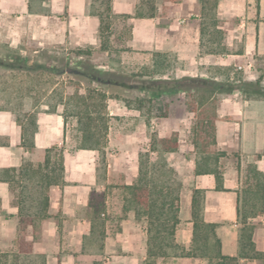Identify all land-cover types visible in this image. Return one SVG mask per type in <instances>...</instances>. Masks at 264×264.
Listing matches in <instances>:
<instances>
[{
	"label": "crops",
	"instance_id": "obj_1",
	"mask_svg": "<svg viewBox=\"0 0 264 264\" xmlns=\"http://www.w3.org/2000/svg\"><path fill=\"white\" fill-rule=\"evenodd\" d=\"M92 9V0H0V52L15 50L28 63L45 53H55L66 60L89 62L105 74L151 81L205 76L223 79L238 65L248 76L264 75V0H218L217 30L211 37L219 44L215 53L205 52L200 44L201 0H111L110 31L105 39L100 34V18ZM156 53L167 54L171 65L165 74L151 76ZM65 72L53 74L63 76ZM99 89L108 94L105 88L99 86ZM27 90L31 93V89ZM12 91L14 95L9 93L7 99L0 96V251L17 253L25 263L28 260L23 256L31 255L36 264H41L39 254L45 256L44 264H81L93 258L101 259L102 264H144L148 231L144 218L137 219L128 204L127 187L138 176L143 146L136 140L147 138L148 126L141 120L146 105L130 108L115 99L111 106L108 102L112 97H108L106 109L111 118L107 121L106 142L101 150L85 149L78 145L66 146L71 137L69 118L74 119L71 125L75 126L78 141L81 132L77 117L63 112L65 98L57 105L56 112L40 110L30 117L22 112L30 109L33 112L39 106L47 108V96L31 102L32 95L19 94L17 89ZM140 92L141 96L137 97H150V90L140 89ZM184 93L173 89L157 96L165 98L166 113L150 116L149 122V129L155 127L159 139L177 137V150L165 155L180 153L190 173L183 178L179 176V223L174 241L180 245L179 250L189 249L193 236L194 190L203 189L204 218L216 223L222 253L235 256L239 251L237 197L244 185L246 166L255 163L264 171V96L236 90L220 100L214 94L209 99L190 103L191 96ZM23 98L26 100H19ZM113 116L123 120L118 127L110 125L111 119L116 118ZM209 121L214 125L212 142L204 152H225L217 162L219 182L214 173L195 172L197 148L193 142L203 139L196 127ZM128 125H134L133 132L128 130ZM122 139L125 144H120L115 151V141ZM103 152L107 161L106 178L98 182L97 157ZM48 159L49 167H54L55 172L57 163H62V179L59 183L44 185L42 206L33 208L29 215L24 211L23 215L32 222L23 223L20 220L21 169L47 171L44 166ZM177 168L174 170L179 175L181 170ZM112 173H118L122 179L113 184ZM110 188L113 192L124 190V194L118 197L107 192L100 202L104 207L100 214L104 219L103 251L99 255L84 254L81 252L84 241L88 249L96 248L86 238L92 232L96 234L92 220L93 205L97 201L92 194ZM39 198H36L38 203ZM113 220L118 221L115 228ZM252 224L255 247L264 251V210L252 219ZM12 258L9 256L7 264H13ZM158 261L207 264L205 259L189 256L159 257ZM240 262L262 264L263 260L241 259Z\"/></svg>",
	"mask_w": 264,
	"mask_h": 264
},
{
	"label": "trees",
	"instance_id": "obj_2",
	"mask_svg": "<svg viewBox=\"0 0 264 264\" xmlns=\"http://www.w3.org/2000/svg\"><path fill=\"white\" fill-rule=\"evenodd\" d=\"M218 0H201L202 4V21H201V46L207 53H215L219 50V44H215L213 38L215 35L217 21L215 19V8ZM93 12L100 18V34L105 39L110 31L111 19V0H92ZM219 32V31H217ZM209 36V38H208ZM206 38V41H205ZM105 43V42H104ZM24 63L16 62L15 59ZM55 61V59H53ZM0 65L4 67H18L22 69H33L43 66L42 64L30 65L28 60L22 55L16 57L1 58ZM171 65L168 56L165 53H156L154 56V66L150 72L151 76L157 74H165V71ZM49 71L59 74L62 69L57 65L46 66ZM69 75L79 77L82 80L95 84L94 89L84 94L78 90L53 88L50 93L49 89L43 92L40 97L47 96L48 107L41 109L48 113L57 111V105L63 103L64 98L67 103L63 109L65 115H73L77 117L78 129L81 132V138L78 147L85 149L101 150L104 137L108 129V111L106 99L110 97L99 89V86L117 85L122 87H134L127 85L121 80H117L116 76H124L117 74H105L96 69L91 63L83 62L81 66L74 67ZM234 75L230 70L226 79L229 81ZM208 81L196 78H186L182 80H160L151 81L149 84L139 86V89H148L151 94L149 98H128L118 97L115 99L122 100L131 108H142L153 97L162 95L164 91H158L160 87L171 85L177 90H182L184 86L195 88L199 84H206ZM220 87V85L218 86ZM233 90H242L245 92L264 94L259 88L242 84L232 88ZM231 89V90H232ZM23 111V115L32 117L36 111L33 109ZM214 125L209 121L202 125L199 124L196 129L203 136L202 141H194L193 146L197 148L196 169L197 174L214 173L218 182L221 180V174L217 169L218 158L225 152L219 151L216 154L206 153L207 147L212 142V132ZM25 140V137H24ZM161 148H151L149 151H141L139 153L138 176L135 182L129 185L128 204L134 209L137 219H142L147 223V252L144 264H175L169 262H159V257L168 256H189L194 258L205 259L207 264H241V259H257L264 260V251L256 249L253 241L254 225L252 219L261 214L264 210V171L258 169L255 163H249L246 166V178L244 185L238 190L237 197V222L239 225V251L235 256L223 254L221 251V239L216 231V223L206 221L204 218V190L195 189L192 202V222L193 236L189 249L185 251L180 249V245L175 240V230L179 223L178 218V200L181 189V180L178 173L169 165L165 157V153L177 150V137H165L160 139ZM30 144L33 145L32 139ZM159 150L156 158L151 155V151ZM47 171L38 168L23 167L20 172V211L21 222L30 223L32 219L26 215L33 208L42 206V195L44 185L48 186L52 183H59L62 179V163H57L55 168L49 167V159L46 160L44 166ZM219 187V185H218ZM40 197V203L37 199ZM104 207L100 201L93 205L94 231L96 234H90L88 243L95 244L96 248L88 249L87 243H83L81 252L87 254L99 255L103 251V231L104 219L100 216ZM93 231V230H92ZM170 248L176 249L171 252ZM179 248V249H178ZM9 256H12L13 264H36L31 255L25 254L23 259L28 260L26 263L21 261L22 257L17 253H8L0 251V264H7ZM41 264H44L45 256L37 255ZM20 259V260H19ZM19 260V261H18ZM81 264H102L99 258L84 260Z\"/></svg>",
	"mask_w": 264,
	"mask_h": 264
},
{
	"label": "rangeland",
	"instance_id": "obj_3",
	"mask_svg": "<svg viewBox=\"0 0 264 264\" xmlns=\"http://www.w3.org/2000/svg\"><path fill=\"white\" fill-rule=\"evenodd\" d=\"M4 51L0 52V57L1 58H9V57H16L19 53L15 50L12 49H3ZM20 55V54H19ZM53 58H57L55 61H53ZM16 62H20V64L24 63L23 61H19V59H15ZM84 61H75V60H66L62 55L55 54V53H45L43 55L37 56L34 58L32 61L29 62L30 65H36V64H42L43 66L35 67L33 69L27 70V69H22L20 66L18 67H4L0 65V96L7 99L9 97V93H12V96L14 95V92L12 91L13 89L19 90V94L23 95H32L31 98L29 99L31 102H39L40 96L43 94V92L47 89H51L53 87H57L59 89H72V90H78L84 94L88 93L89 90L94 89L95 84L88 82V80H82L79 77H72L65 72L67 68H74L81 66ZM52 65H57L62 71L64 70L65 74L63 76H57L53 74L52 71H49L46 66H52ZM7 71H10L7 72ZM15 73V74H13ZM234 75H232L231 80H227L225 77L223 79H213V78H208V76H205L207 78H197L199 80H207L208 83L206 84H199L195 88V92H192L193 88H188V86H184L183 89L181 90L182 92H185V96H191L188 98V101L191 103L193 100H201L203 99H209L212 95L215 94V99L220 100L224 98L225 96H229L231 94L236 93L235 90L232 88L236 87L237 85L240 86L242 84H247L251 87L259 88L262 91H264V75H256V76H248L246 75L247 71L245 69H238L235 67L233 69ZM248 74V73H247ZM117 80L123 81L127 85H134V87L126 88V87H120L117 85H111V86H101V88H105L108 90V94L112 97V99L109 100V105L112 106L113 102L115 101V96L118 97H128V98H135L137 96H141V92L139 89L140 85L143 84H149L151 82V79L147 78H133L129 76H116L115 77ZM155 81V80H154ZM160 81V80H157ZM5 83V84H4ZM220 85V87H218ZM27 89H31V93L28 92ZM175 90V88H172L171 85H164L158 89V91H170V90ZM232 89V90H231ZM151 92V91H150ZM191 95H190V93ZM240 92H245L240 90ZM246 94L250 95H256V96H264V94H257V93H251L247 92ZM27 96H25L26 98ZM154 100H151V102H146V109H144L142 115H141V120L145 121L148 126L147 130V138H143L141 141L136 140L137 143L142 145L143 149L142 151H147L150 148H153L154 146L157 147V149L161 148L160 145V139L158 138V132H155V127H150L149 129V122H150V116H155L159 115L162 116L166 113V108H165V98H153ZM20 101L26 100V99H19ZM43 107L39 106L38 109H42ZM110 115V114H109ZM115 115V114H113ZM109 120H110V116ZM116 117L115 119H111L110 125L118 127L123 120L120 119L119 116H113ZM69 120V125H68V130L70 132L71 137L69 140L66 142L67 147H75L76 145L79 144V141L77 139L78 133L75 130V126L71 125L72 122H74V119H68ZM155 125V124H154ZM146 128V126H143ZM70 128V129H69ZM128 130L134 131L135 127L134 125H128L127 126ZM106 142L105 138L103 140V144ZM120 144H125V140H116L113 148L115 151H118ZM159 150H155L154 152L151 153L153 157L156 158V155L158 154ZM167 162L172 165L173 168L180 169L179 176L181 178L185 177L186 175L188 176L189 171H188V166L187 163L184 159V157L180 153H175L174 155H165ZM107 165L106 161V156L105 152L100 153L97 157V172H98V182H103L105 177V168ZM119 179H122L120 176H118V173H112L111 174V181L112 183H116ZM114 189L110 188L108 190H101L95 191L92 196L95 197L96 201H103L104 194L107 192L114 193V195H117L118 197H121V195L124 194V190L121 189H115V192H113ZM146 222V221H145ZM112 226L115 228L117 226L118 221L113 220ZM147 227V223H146ZM176 249L170 248V251L173 252ZM170 260V258H168ZM264 264V260L262 262Z\"/></svg>",
	"mask_w": 264,
	"mask_h": 264
},
{
	"label": "water",
	"instance_id": "obj_4",
	"mask_svg": "<svg viewBox=\"0 0 264 264\" xmlns=\"http://www.w3.org/2000/svg\"><path fill=\"white\" fill-rule=\"evenodd\" d=\"M66 71L70 72V71H72V68H67Z\"/></svg>",
	"mask_w": 264,
	"mask_h": 264
},
{
	"label": "built area",
	"instance_id": "obj_5",
	"mask_svg": "<svg viewBox=\"0 0 264 264\" xmlns=\"http://www.w3.org/2000/svg\"><path fill=\"white\" fill-rule=\"evenodd\" d=\"M237 68H238V69H242V66H241V65H238Z\"/></svg>",
	"mask_w": 264,
	"mask_h": 264
}]
</instances>
